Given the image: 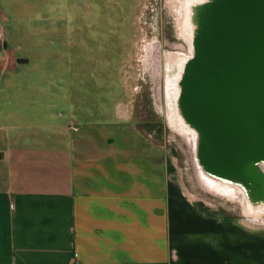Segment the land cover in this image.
Here are the masks:
<instances>
[{
	"label": "crops",
	"instance_id": "crops-1",
	"mask_svg": "<svg viewBox=\"0 0 264 264\" xmlns=\"http://www.w3.org/2000/svg\"><path fill=\"white\" fill-rule=\"evenodd\" d=\"M76 1L0 0V264H264V233L169 200L133 106L80 89Z\"/></svg>",
	"mask_w": 264,
	"mask_h": 264
},
{
	"label": "rangeland",
	"instance_id": "rangeland-1",
	"mask_svg": "<svg viewBox=\"0 0 264 264\" xmlns=\"http://www.w3.org/2000/svg\"><path fill=\"white\" fill-rule=\"evenodd\" d=\"M200 2L76 1L80 7L82 52L87 60L81 71L87 80L80 89L89 94L116 91L119 104L133 106V118L148 123L146 127L151 130L146 132L150 131L152 141L167 151L170 201L183 202L202 214L228 222L233 232L264 233V211L251 210L247 215L240 202L206 189L198 181V164L192 160L187 140V136L195 140V133L184 124L177 108L179 81L193 56L195 26L189 7ZM56 6L58 11L62 9L61 3ZM70 12L73 14L67 25L74 28L78 20L74 8L70 11L67 7L65 17ZM103 43L105 50L101 52L99 46Z\"/></svg>",
	"mask_w": 264,
	"mask_h": 264
},
{
	"label": "water",
	"instance_id": "water-1",
	"mask_svg": "<svg viewBox=\"0 0 264 264\" xmlns=\"http://www.w3.org/2000/svg\"><path fill=\"white\" fill-rule=\"evenodd\" d=\"M189 16L193 56L178 110L196 130L199 168L264 202V0H202Z\"/></svg>",
	"mask_w": 264,
	"mask_h": 264
},
{
	"label": "bare ground",
	"instance_id": "bare-ground-1",
	"mask_svg": "<svg viewBox=\"0 0 264 264\" xmlns=\"http://www.w3.org/2000/svg\"><path fill=\"white\" fill-rule=\"evenodd\" d=\"M200 1H202V0H200ZM185 14L188 15L187 11H185ZM180 17H183V15ZM178 19H179V16H178ZM177 92H179V88L177 89ZM178 104H179V96L177 98V108H178ZM181 118H183V117L181 116ZM192 131L196 132V130H193V129H192ZM187 140H188L189 146L191 148L192 160H193V162L194 161L197 162V158L194 156V153H193L194 149L196 148L197 143L195 144V140L192 137L187 136ZM197 164H198V162H197ZM258 166H259L260 170L264 173V163L261 162L258 164ZM199 167L200 166L198 164V170H199V172H198L197 168L195 166V172H196V176H197L198 181L202 184L203 187H205L206 189L212 190L217 194L223 195L227 198L237 200L238 202H240V204H242L244 211L247 215L252 213L251 210H257V211H261V212L264 211V202H261L260 199H257L255 201L253 199V197H250V195L249 196L247 195V192L244 191V189H242L241 187H239L235 184H229L227 182H218V181L214 180L213 178L204 174Z\"/></svg>",
	"mask_w": 264,
	"mask_h": 264
},
{
	"label": "built area",
	"instance_id": "built-area-1",
	"mask_svg": "<svg viewBox=\"0 0 264 264\" xmlns=\"http://www.w3.org/2000/svg\"><path fill=\"white\" fill-rule=\"evenodd\" d=\"M4 40V30L3 28L0 26V45Z\"/></svg>",
	"mask_w": 264,
	"mask_h": 264
},
{
	"label": "flooded vegetation",
	"instance_id": "flooded-vegetation-1",
	"mask_svg": "<svg viewBox=\"0 0 264 264\" xmlns=\"http://www.w3.org/2000/svg\"><path fill=\"white\" fill-rule=\"evenodd\" d=\"M150 45H151V43H150Z\"/></svg>",
	"mask_w": 264,
	"mask_h": 264
}]
</instances>
